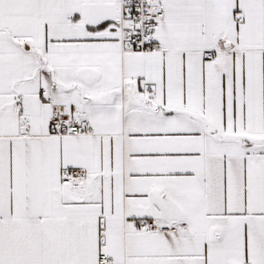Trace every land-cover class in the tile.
I'll return each instance as SVG.
<instances>
[{"label":"snow or ice","instance_id":"6c2138e0","mask_svg":"<svg viewBox=\"0 0 264 264\" xmlns=\"http://www.w3.org/2000/svg\"><path fill=\"white\" fill-rule=\"evenodd\" d=\"M0 264H264V0H0Z\"/></svg>","mask_w":264,"mask_h":264}]
</instances>
